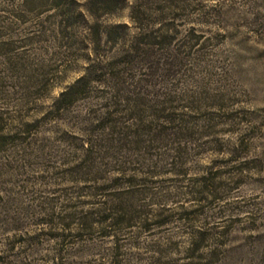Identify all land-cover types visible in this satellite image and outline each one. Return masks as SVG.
Here are the masks:
<instances>
[{
    "label": "rangeland",
    "instance_id": "obj_1",
    "mask_svg": "<svg viewBox=\"0 0 264 264\" xmlns=\"http://www.w3.org/2000/svg\"><path fill=\"white\" fill-rule=\"evenodd\" d=\"M0 264H264V0H0Z\"/></svg>",
    "mask_w": 264,
    "mask_h": 264
},
{
    "label": "trees",
    "instance_id": "obj_2",
    "mask_svg": "<svg viewBox=\"0 0 264 264\" xmlns=\"http://www.w3.org/2000/svg\"><path fill=\"white\" fill-rule=\"evenodd\" d=\"M112 28H115V27H112ZM115 33L117 34V32H115ZM111 34H114V30L112 31V29H111ZM99 70L100 69L97 68L96 65L89 66L87 68V71L85 72V74L80 76L79 78H77L75 80V82L69 87V91L67 92V94L73 97V96H75V94L86 92L87 91V87L89 86V84L91 82H94V81L101 82L103 80L102 77H104V76H102L103 74L100 75V76H97V77L93 76V75H95L97 73H100ZM104 79H106V78L104 77Z\"/></svg>",
    "mask_w": 264,
    "mask_h": 264
}]
</instances>
